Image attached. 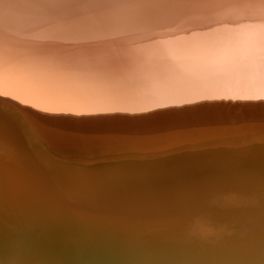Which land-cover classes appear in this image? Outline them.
Returning <instances> with one entry per match:
<instances>
[{
	"label": "bare ground",
	"instance_id": "1",
	"mask_svg": "<svg viewBox=\"0 0 264 264\" xmlns=\"http://www.w3.org/2000/svg\"><path fill=\"white\" fill-rule=\"evenodd\" d=\"M0 264H264V0H0Z\"/></svg>",
	"mask_w": 264,
	"mask_h": 264
},
{
	"label": "rangeland",
	"instance_id": "2",
	"mask_svg": "<svg viewBox=\"0 0 264 264\" xmlns=\"http://www.w3.org/2000/svg\"><path fill=\"white\" fill-rule=\"evenodd\" d=\"M209 78H210V76L209 77L207 76V79H209Z\"/></svg>",
	"mask_w": 264,
	"mask_h": 264
}]
</instances>
